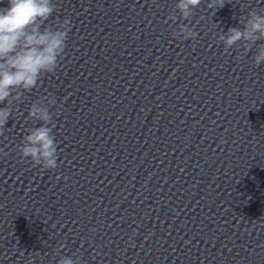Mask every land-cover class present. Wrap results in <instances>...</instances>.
I'll return each instance as SVG.
<instances>
[{
  "label": "clouds",
  "instance_id": "obj_1",
  "mask_svg": "<svg viewBox=\"0 0 264 264\" xmlns=\"http://www.w3.org/2000/svg\"><path fill=\"white\" fill-rule=\"evenodd\" d=\"M201 3L202 0H178L175 7L181 18L188 20ZM224 4L225 0H210L207 8L215 14ZM55 11L53 0H7V7H0V104L6 102L5 107H0V136L4 135L5 125L12 115V105L22 102L23 93L37 87L43 75L53 73L65 52L72 30L71 21L57 20L55 25L45 26ZM168 19L175 22L177 17L173 14ZM239 22L242 27H230L219 35L218 40L226 51L241 41L245 54L256 46L252 59L259 67L264 64V43L257 45L258 41H264V10L253 8L242 15ZM176 35H181L184 40H195L198 33L181 23L179 33H173ZM55 104L52 96L47 98L46 104L41 100L31 104L27 118L41 122V126L29 129L19 149L22 158H30L44 169L57 168V143L53 136L56 125L50 111ZM30 256L29 264H34L33 254ZM57 264H81V260L60 256Z\"/></svg>",
  "mask_w": 264,
  "mask_h": 264
}]
</instances>
